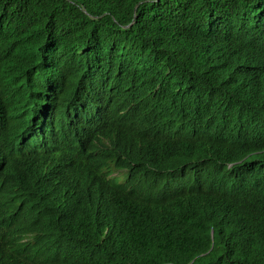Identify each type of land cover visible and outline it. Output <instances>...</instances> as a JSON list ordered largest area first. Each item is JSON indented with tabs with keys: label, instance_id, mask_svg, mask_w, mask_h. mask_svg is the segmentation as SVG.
Wrapping results in <instances>:
<instances>
[{
	"label": "trees",
	"instance_id": "obj_1",
	"mask_svg": "<svg viewBox=\"0 0 264 264\" xmlns=\"http://www.w3.org/2000/svg\"><path fill=\"white\" fill-rule=\"evenodd\" d=\"M251 146L264 0H0V264H264Z\"/></svg>",
	"mask_w": 264,
	"mask_h": 264
},
{
	"label": "clouds",
	"instance_id": "obj_2",
	"mask_svg": "<svg viewBox=\"0 0 264 264\" xmlns=\"http://www.w3.org/2000/svg\"><path fill=\"white\" fill-rule=\"evenodd\" d=\"M253 148L254 147L252 146L250 147L249 154L243 159V164L245 165V167H249L250 169L253 168L254 164L258 163V161L253 158V155L261 156L262 154H264V150L258 151L254 150ZM262 167V172L255 173L254 175L250 176L248 180H246L254 189H262L264 187V164H262Z\"/></svg>",
	"mask_w": 264,
	"mask_h": 264
}]
</instances>
